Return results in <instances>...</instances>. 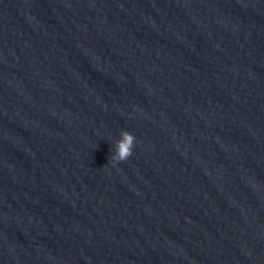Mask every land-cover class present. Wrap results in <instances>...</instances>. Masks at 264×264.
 I'll return each mask as SVG.
<instances>
[{"label": "water", "instance_id": "1", "mask_svg": "<svg viewBox=\"0 0 264 264\" xmlns=\"http://www.w3.org/2000/svg\"><path fill=\"white\" fill-rule=\"evenodd\" d=\"M0 264H264V0H0Z\"/></svg>", "mask_w": 264, "mask_h": 264}, {"label": "clouds", "instance_id": "2", "mask_svg": "<svg viewBox=\"0 0 264 264\" xmlns=\"http://www.w3.org/2000/svg\"><path fill=\"white\" fill-rule=\"evenodd\" d=\"M135 137L127 131L120 132V139L115 144L114 154L109 157L112 165L126 161L131 155L134 147Z\"/></svg>", "mask_w": 264, "mask_h": 264}]
</instances>
